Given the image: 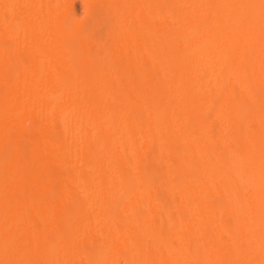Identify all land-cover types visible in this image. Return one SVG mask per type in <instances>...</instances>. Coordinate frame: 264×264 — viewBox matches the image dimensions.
I'll return each instance as SVG.
<instances>
[{"label":"bare ground","instance_id":"bare-ground-1","mask_svg":"<svg viewBox=\"0 0 264 264\" xmlns=\"http://www.w3.org/2000/svg\"><path fill=\"white\" fill-rule=\"evenodd\" d=\"M0 264H264V0H0Z\"/></svg>","mask_w":264,"mask_h":264}]
</instances>
